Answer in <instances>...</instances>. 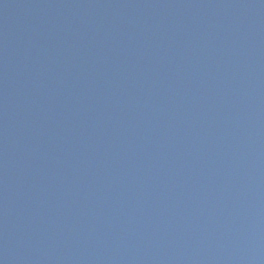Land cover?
I'll return each mask as SVG.
<instances>
[{
	"label": "water",
	"instance_id": "water-1",
	"mask_svg": "<svg viewBox=\"0 0 264 264\" xmlns=\"http://www.w3.org/2000/svg\"><path fill=\"white\" fill-rule=\"evenodd\" d=\"M0 264H264V0H0Z\"/></svg>",
	"mask_w": 264,
	"mask_h": 264
}]
</instances>
